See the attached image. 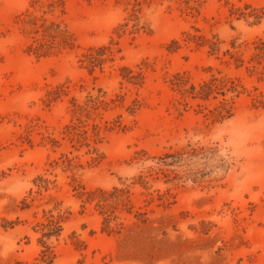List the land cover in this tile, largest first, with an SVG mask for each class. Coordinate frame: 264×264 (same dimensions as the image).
<instances>
[{
	"label": "rangeland",
	"instance_id": "374dc122",
	"mask_svg": "<svg viewBox=\"0 0 264 264\" xmlns=\"http://www.w3.org/2000/svg\"><path fill=\"white\" fill-rule=\"evenodd\" d=\"M0 264H264V0H0Z\"/></svg>",
	"mask_w": 264,
	"mask_h": 264
}]
</instances>
